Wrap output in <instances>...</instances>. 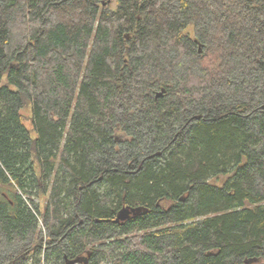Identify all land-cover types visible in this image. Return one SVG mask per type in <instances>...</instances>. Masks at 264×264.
<instances>
[{
	"label": "trees",
	"instance_id": "trees-1",
	"mask_svg": "<svg viewBox=\"0 0 264 264\" xmlns=\"http://www.w3.org/2000/svg\"><path fill=\"white\" fill-rule=\"evenodd\" d=\"M115 1L0 0V264H264V0Z\"/></svg>",
	"mask_w": 264,
	"mask_h": 264
},
{
	"label": "rangeland",
	"instance_id": "rangeland-1",
	"mask_svg": "<svg viewBox=\"0 0 264 264\" xmlns=\"http://www.w3.org/2000/svg\"><path fill=\"white\" fill-rule=\"evenodd\" d=\"M105 2H110V6L112 9H115L117 7V3L115 0H105ZM190 31V34L192 35V37H194V31L192 28L189 29ZM6 81H4L2 84L4 85ZM159 93H162V92H159ZM23 116H24V124L25 126L27 127V129H30L32 130V124H31V111H30V108H25V109H22L21 112H20ZM33 138L36 136L34 133L32 134ZM213 182L215 184H221L222 181L221 180H218V179H215L213 180ZM39 203H40V208H41V212L44 213L45 212V209H46V205L48 203V196H44V197H41L39 199ZM42 219V217L40 218ZM41 221V225H40V228L43 229V223H42V220ZM44 230V229H43ZM111 264H114V263H111Z\"/></svg>",
	"mask_w": 264,
	"mask_h": 264
},
{
	"label": "water",
	"instance_id": "water-1",
	"mask_svg": "<svg viewBox=\"0 0 264 264\" xmlns=\"http://www.w3.org/2000/svg\"><path fill=\"white\" fill-rule=\"evenodd\" d=\"M164 90L162 93H158V97L163 95ZM200 118V117H198ZM140 210H135V209H123L119 212L117 218L115 219V223H121V222H126L129 221L133 216L137 215ZM75 263H77L75 261ZM115 264H120V263H115Z\"/></svg>",
	"mask_w": 264,
	"mask_h": 264
},
{
	"label": "flooded vegetation",
	"instance_id": "flooded-vegetation-1",
	"mask_svg": "<svg viewBox=\"0 0 264 264\" xmlns=\"http://www.w3.org/2000/svg\"><path fill=\"white\" fill-rule=\"evenodd\" d=\"M39 246H40V242L37 241L36 244H34V246H32L31 249L33 250V252H35V250L38 249ZM28 252H29V251H28ZM28 252H27V253H28ZM28 264H32V261H29ZM70 264H78V263H75V261H74V262H72V263H70Z\"/></svg>",
	"mask_w": 264,
	"mask_h": 264
}]
</instances>
